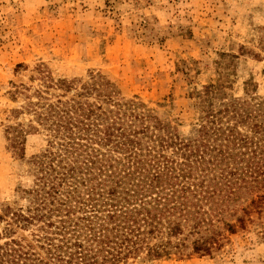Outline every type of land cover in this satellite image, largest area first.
<instances>
[{
    "label": "trees",
    "instance_id": "16d2710c",
    "mask_svg": "<svg viewBox=\"0 0 264 264\" xmlns=\"http://www.w3.org/2000/svg\"><path fill=\"white\" fill-rule=\"evenodd\" d=\"M259 45L264 52V34ZM224 88H204L199 124L180 137L103 77H45L27 110L46 148L33 160L28 206L0 209V264L210 255L217 223L234 234L243 202L264 209V97ZM22 146L11 144L20 155Z\"/></svg>",
    "mask_w": 264,
    "mask_h": 264
},
{
    "label": "rangeland",
    "instance_id": "374dc122",
    "mask_svg": "<svg viewBox=\"0 0 264 264\" xmlns=\"http://www.w3.org/2000/svg\"><path fill=\"white\" fill-rule=\"evenodd\" d=\"M263 34L264 0H0V209L29 204L46 133L31 131L27 109L45 77H103L119 97L188 137L208 85L264 97ZM16 140L22 155L11 148ZM249 203L248 213L237 210L244 223L234 234L217 223L222 240L210 255L188 248L120 264H264V209Z\"/></svg>",
    "mask_w": 264,
    "mask_h": 264
}]
</instances>
